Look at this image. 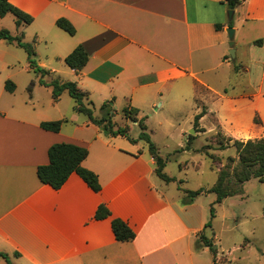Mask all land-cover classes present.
Returning <instances> with one entry per match:
<instances>
[{
	"label": "crops",
	"instance_id": "1",
	"mask_svg": "<svg viewBox=\"0 0 264 264\" xmlns=\"http://www.w3.org/2000/svg\"><path fill=\"white\" fill-rule=\"evenodd\" d=\"M9 2L33 21L17 25L7 14L0 22L12 15V26L0 24V30L32 44L37 65L47 74L42 77L28 62L27 71L33 70L38 81L26 88V100L16 97L17 78L7 79L0 88V252L12 264H230V259L219 261L224 252L213 229L215 205L223 201L216 203L214 192L200 193L191 201L182 198L187 195L183 189L167 194L161 183L167 188L175 182L157 175L148 143L130 136L129 121L138 123L130 118L117 121V116L127 107L137 109L134 116L146 125V109L176 110L193 101L199 114L200 101L206 114L199 121L211 114L225 136L240 139L264 133V38L248 45L237 37L247 27L264 31V0H241L231 21L226 0ZM59 18L69 20L76 33L59 28ZM230 27L235 60L229 55ZM78 45L85 47L89 59L76 72L65 58ZM21 50L27 57L15 42L0 39V68L21 63ZM243 50L250 67L236 61ZM244 72L253 74L248 80L252 92L237 91L235 78ZM41 78L48 83L76 82L89 94L95 117L101 116L104 103L112 102L119 110L114 118L128 135L105 134L75 110L67 91L55 101L52 87L42 85ZM7 81L14 84L13 92L6 90ZM210 100L212 105H207ZM58 120L63 121L58 132L41 126ZM245 123L250 130L242 129ZM62 142L88 149L82 165L98 176L100 191L77 173L59 189L40 181L38 167L49 163V148ZM166 166L163 172L168 175ZM101 205L110 211L104 219L96 218ZM113 219L126 222L135 238L118 241ZM0 264L8 263L0 257Z\"/></svg>",
	"mask_w": 264,
	"mask_h": 264
},
{
	"label": "rangeland",
	"instance_id": "2",
	"mask_svg": "<svg viewBox=\"0 0 264 264\" xmlns=\"http://www.w3.org/2000/svg\"><path fill=\"white\" fill-rule=\"evenodd\" d=\"M12 17V15H8L0 24L5 26L4 28H9L12 26ZM237 37L244 38L246 44L255 43L258 40H263L264 31L256 28L251 30L250 27H247L240 31ZM245 49L248 51V47ZM244 52L245 50L238 54L236 61H244L250 67L249 58L242 55ZM21 53V61H19L21 63H17L11 68H0V88L3 89L7 79L14 81V78H17L20 90L16 97L26 100L29 95L26 88L38 81V77L33 70L27 71V57L23 50ZM252 75V73L244 72L235 78L238 86L237 91L252 92L254 90L251 84L252 80L250 83L248 82ZM109 103L112 104V102ZM205 103L212 105L211 100ZM196 105L195 102L190 101L178 105L176 110L166 111L165 108H162V110L155 111L154 108H149L142 113L151 141L159 146L156 148V154L167 163L165 172L173 177L175 182L170 183L166 188L165 184L157 180L161 183L160 187L169 195L178 188L185 192L201 188L210 189L216 184L221 171H225L227 174L224 182L226 190L233 191L239 188L236 178L233 176L238 164L234 140L246 141L264 137V133L254 134L248 138L242 135V138H231L233 140L229 142L228 138L230 137L226 136L223 139V136H218V132L222 134L225 132L221 129L223 127L217 126L215 118L211 114H208L204 121H199L196 127L195 117L198 114ZM198 105L201 111L205 109L201 106L200 101H198ZM112 107L117 112L118 109ZM120 114L121 116L116 117L117 121H123V118L136 119L129 109L121 111ZM255 120L258 121V118L256 117ZM113 121L117 126L125 128L123 123H118L114 117ZM129 125L132 127L130 136L139 137L140 127L131 121H129ZM203 127L205 129H202ZM242 127L246 131L250 130V125L247 123ZM192 130H195V133L190 134ZM221 142L229 143L230 146L222 150L220 149ZM243 191L242 194L228 197L221 204L215 205L217 220L213 223V229L219 234L221 249L224 252L219 261L226 262L230 259L232 261L230 264H264V181L253 178L243 184ZM182 198L190 199L187 195H183Z\"/></svg>",
	"mask_w": 264,
	"mask_h": 264
},
{
	"label": "trees",
	"instance_id": "3",
	"mask_svg": "<svg viewBox=\"0 0 264 264\" xmlns=\"http://www.w3.org/2000/svg\"><path fill=\"white\" fill-rule=\"evenodd\" d=\"M228 8L234 10L240 3L241 0H226ZM7 14H12L16 19V24H30L33 21V17L25 13L18 7L14 6L9 0H0V17H4ZM56 25L66 31L70 35L76 33L74 25L65 18H59L56 21ZM217 29H221V25H216ZM0 39L6 40L8 42H15L19 47L23 48L27 53L28 62L31 68L36 72H39L42 77L47 74V71L37 65L36 62V52L34 47L30 43L22 41L19 36H13L9 30H0ZM258 40L256 43H260ZM89 59L88 51L83 45H78L66 58L65 63L76 72L81 71L87 64ZM238 70V66H235ZM40 83L45 86L52 87V96L55 101L59 100L62 93L67 91L69 95L75 100L76 106L75 110L88 116L89 120L100 127L105 134L117 136V135H128V129L125 127L117 126L113 121V115L115 113L114 108L109 102L104 103L101 106V116L95 117L94 107L91 101L88 100L89 94L82 91L76 82H61L58 79L51 81L50 83L40 79ZM5 88L9 92H13L15 89L14 84L11 81H7ZM130 110L133 114L137 112V109L125 108L122 111ZM206 110L203 109L201 113L197 114L195 117V126H198V122L202 116H204ZM136 118V117H135ZM137 122L140 127L141 133L138 137L140 140H145L148 143L150 153L154 156L156 160V173L164 181H173V178L166 175L163 170L166 165L165 161L156 154V145L149 134L147 133V127L143 120H138L137 118L132 120ZM63 121H52L44 122L41 124L42 128L49 131L58 132L62 127ZM218 136L226 137L221 132H218ZM192 137V136H189ZM229 142L233 139L228 138ZM229 143H220V149L224 150L229 147ZM234 146L237 150L238 164L235 168L234 178H236L237 185L239 188L230 191L225 189V179L227 174L225 171H221L218 180L215 185L210 189H198L195 191H186L187 196L191 201L194 197L203 192H214L217 195L216 203H221L224 199L242 194L243 184L253 178H257L260 181H264V137L258 139H248L246 141L234 140ZM88 156V149L86 147L70 144V143H56L53 144L48 150L49 163L45 165H40L37 169V175L40 181L44 184H48L55 189H59L66 182L68 177L72 173H77L86 181V183L96 192L100 191L101 186L98 180V176L83 167L82 162ZM232 161V160H230ZM212 216L214 215V209L212 207ZM110 216V211L104 205L99 206L96 218L104 219ZM207 227L210 226L208 223ZM112 229L115 237L120 242H129L135 238V232L127 225L126 222L121 219L112 220ZM202 241L205 246L210 247V249L215 252L212 243L206 236H202ZM0 257H3L8 264H12L6 253L0 252Z\"/></svg>",
	"mask_w": 264,
	"mask_h": 264
},
{
	"label": "water",
	"instance_id": "4",
	"mask_svg": "<svg viewBox=\"0 0 264 264\" xmlns=\"http://www.w3.org/2000/svg\"><path fill=\"white\" fill-rule=\"evenodd\" d=\"M233 15H234V10H229L228 11V19L231 21L233 19ZM227 33L229 35V39H230V43H229V46H230V50H229V55L231 56L232 59L235 58V49H234V41H233V38H234V29L232 27L228 28L227 29ZM195 133V130H192L190 132V134H193Z\"/></svg>",
	"mask_w": 264,
	"mask_h": 264
}]
</instances>
